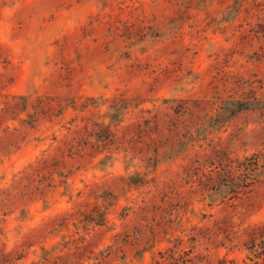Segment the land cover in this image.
Returning <instances> with one entry per match:
<instances>
[{"label":"rangeland","instance_id":"rangeland-1","mask_svg":"<svg viewBox=\"0 0 264 264\" xmlns=\"http://www.w3.org/2000/svg\"><path fill=\"white\" fill-rule=\"evenodd\" d=\"M14 96L29 106L0 131L7 264H39L43 247L80 264H157L168 249L181 264H264L213 233L223 218L238 232L264 222V176L210 204L200 174L183 172L199 146L171 154L174 108L203 106L182 117L192 126L226 100L264 101V0H0L1 105ZM225 122L209 140L241 159L264 151L261 110ZM95 209L104 224L88 221Z\"/></svg>","mask_w":264,"mask_h":264},{"label":"trees","instance_id":"trees-1","mask_svg":"<svg viewBox=\"0 0 264 264\" xmlns=\"http://www.w3.org/2000/svg\"><path fill=\"white\" fill-rule=\"evenodd\" d=\"M12 98H14V100L9 101V99L6 98L2 105L0 103V131H5L6 134L10 133V129L9 127H6L1 130L3 122L10 119L15 120L17 116L12 117L13 114L19 111L25 112L29 106V99L26 96H14ZM17 99L22 100V102H17ZM188 107L189 106L187 104L184 108H174V112L180 120L179 126L181 131L183 130V135L180 136L178 133L173 132L175 136L173 135L172 141L173 143L176 142L177 147L173 148V152L171 154L173 156L185 153L190 155L192 153V149L196 147V144L199 146L200 150L195 152L194 155H190L192 160L190 164L187 163L184 165L183 172L189 177L200 174V181L202 178L204 179L200 184L205 186L203 190L209 192L206 194L205 198L210 200V204L217 201L223 202L225 200H236L242 197L241 195L251 193L253 186H255L257 182L263 181L261 177L264 176V151H255L254 153L245 156L243 159L234 157L229 148H224L222 146L224 139L221 136L218 137L216 142L214 139L209 140V135L218 131V129L210 130L209 128H214L217 125L223 124V122H227L229 119H232L244 111L261 110L264 115V101L257 98V96H247L245 98H232L226 100L216 118H214L211 113L206 110L205 115L200 116L199 121H196L192 126L185 124L187 120L182 117L186 115H196L192 113H196V109L203 110V106H200L201 109L195 108L192 110V113ZM43 109L44 108L40 109L41 113H48V110L44 112L45 109ZM39 115L40 114L37 113L28 114V119H22L20 122L31 125L32 123L39 121ZM172 117H175V115ZM145 123H149V120H145ZM168 123L171 129V126L174 125L175 122ZM104 129L106 132L103 136L105 137L104 140L107 139L109 142V140H111L110 137L112 136V131L108 127H105ZM146 130L147 128L140 124V132H144ZM14 131L17 132L18 129L16 128ZM208 140V146L212 148L210 151H208V148L204 146ZM71 149L74 150V146H71ZM172 155H169L168 158L170 159ZM149 159L152 160V158ZM153 162V166L158 167L159 160L157 158H153ZM206 168H209V172L206 171ZM28 194L29 196H26L24 199H34V194ZM88 214V221H97V224H104L106 219L105 214L100 211V209L92 210V213H90V215ZM95 214L98 215V219L96 217L94 218ZM223 219L222 221H217L216 228L213 233L216 234L217 237L220 234L223 235V238L227 242H230L229 245L232 248L237 245L234 244L235 239H242L246 249L249 251V258H263L264 260V222L256 225H249L243 229V232H238L233 231L234 227L229 219ZM194 238L195 236L193 239ZM221 244L224 245L226 242L224 241ZM42 250V262L39 264H80L79 260L81 257L78 254L75 256L74 260L71 261L69 255H58L55 248L53 250L43 247ZM159 254L163 260L160 262L157 261V264H162V262L167 259L171 260V264H181L191 261V259L186 258L183 262H181L180 258L177 257V251L173 249H168L164 252L160 251ZM10 259L9 253L0 250V264H7L11 261Z\"/></svg>","mask_w":264,"mask_h":264}]
</instances>
